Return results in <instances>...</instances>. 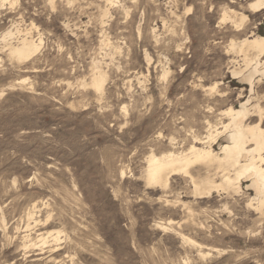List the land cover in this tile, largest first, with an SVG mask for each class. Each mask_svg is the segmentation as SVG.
<instances>
[{
    "label": "rangeland",
    "instance_id": "rangeland-1",
    "mask_svg": "<svg viewBox=\"0 0 264 264\" xmlns=\"http://www.w3.org/2000/svg\"><path fill=\"white\" fill-rule=\"evenodd\" d=\"M247 1L0 0V264H264L249 180L198 195L184 175L144 177L151 153L221 131L230 105L251 96L264 117V78L252 92L232 73L245 62L231 43L264 36ZM25 37L35 54H7ZM191 174L222 182L205 164Z\"/></svg>",
    "mask_w": 264,
    "mask_h": 264
},
{
    "label": "bare ground",
    "instance_id": "bare-ground-1",
    "mask_svg": "<svg viewBox=\"0 0 264 264\" xmlns=\"http://www.w3.org/2000/svg\"><path fill=\"white\" fill-rule=\"evenodd\" d=\"M110 4L112 5V3ZM247 7L253 13L261 12L264 10V0H248ZM228 10L229 9L227 8L223 12L224 13V17L222 16L223 19L226 21L230 20L231 22L235 23L237 27L241 26L245 22V20L248 19L247 14L241 13V15L238 16L236 11L232 9L231 11ZM229 12H232L233 14H230ZM8 36H12V31L6 33L3 36L4 37L3 39H5ZM12 42L15 41L13 40ZM41 44H42V40H40V42L37 43L34 40V38L32 39L29 37H25L17 45H15V43L9 44V46H7L9 53L7 54L19 60L28 59L39 50ZM231 47L233 50H238V52L244 55L243 60L245 62L244 69L235 68L232 70V73L235 76L238 75L243 80L251 84L250 89L252 91L253 83L255 79L257 77H260L258 80L264 78V62L262 60V56L264 54V36L260 34H251L247 37H244L239 42H232ZM106 81H107L106 74L99 70L94 74L90 83L97 91L102 92ZM213 88H217V87H213ZM251 101H252V97L250 96L246 101H241L240 107L230 105L228 108L223 109L221 111V114L225 115L229 119V122L223 125L222 127L223 129L221 131L216 129L215 134H213V131L212 133L210 132V134L208 133L209 135L205 137L207 138V140H205L204 138L197 137L194 140V142L190 146H188L189 148L186 151L182 150L181 152H175L172 150L169 152H164L159 155L155 153H151L147 157L146 175L145 176L143 175L144 177H146L147 182L155 186L164 185L168 187L170 185V179L172 178L171 176L184 175L190 178L194 186V192L196 194L209 195L214 190L219 188L230 191L231 190L238 191V189L241 188V181L243 179H246L251 182L248 185V187L253 189L255 192L254 194L255 196L252 198V201L256 203L257 208L261 210L264 209V128L261 125L264 119L261 112V107L263 105L260 107L259 104L254 103L255 105L250 106ZM254 113H258L260 115L259 116L260 119H258L259 121L256 123H252L249 121L251 116H254ZM207 127L213 128L214 126L212 125L210 126L209 124V126ZM220 136H225L224 139L226 140V143H223L221 145V149L219 152L218 151L216 152L215 149L213 148L212 143L213 142L215 143ZM204 144L207 145L204 146ZM198 163L205 164L208 167V172L211 171V168L213 169L215 168L216 173L218 175L221 174L220 177L222 178V180L220 178V181L222 182L216 183V181L212 178L211 175H207L206 177L200 179L195 178L191 174V168L193 165ZM248 187L246 189H248ZM188 191L190 192V190ZM180 205L181 204H179V206ZM59 233L60 232H58L55 239H58L60 237ZM41 245L43 246V244ZM52 250L50 251L53 252Z\"/></svg>",
    "mask_w": 264,
    "mask_h": 264
}]
</instances>
